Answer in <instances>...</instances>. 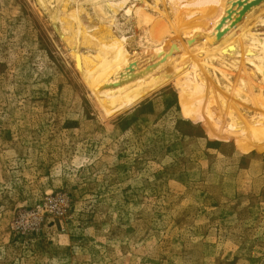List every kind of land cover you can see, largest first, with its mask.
I'll return each instance as SVG.
<instances>
[{"label": "rangeland", "instance_id": "1", "mask_svg": "<svg viewBox=\"0 0 264 264\" xmlns=\"http://www.w3.org/2000/svg\"><path fill=\"white\" fill-rule=\"evenodd\" d=\"M156 22L79 54L0 0V264H264V0Z\"/></svg>", "mask_w": 264, "mask_h": 264}, {"label": "bare ground", "instance_id": "2", "mask_svg": "<svg viewBox=\"0 0 264 264\" xmlns=\"http://www.w3.org/2000/svg\"><path fill=\"white\" fill-rule=\"evenodd\" d=\"M246 1L36 0L49 12L69 50L79 54L117 41L154 18L159 20L153 26L157 40L164 44L186 40ZM86 3L92 9L93 20L85 8Z\"/></svg>", "mask_w": 264, "mask_h": 264}]
</instances>
